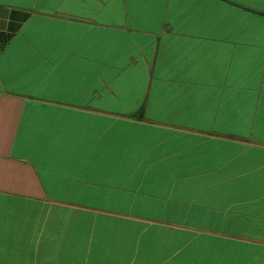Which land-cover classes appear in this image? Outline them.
<instances>
[{
	"label": "crops",
	"instance_id": "1",
	"mask_svg": "<svg viewBox=\"0 0 264 264\" xmlns=\"http://www.w3.org/2000/svg\"><path fill=\"white\" fill-rule=\"evenodd\" d=\"M0 264H264V0H0Z\"/></svg>",
	"mask_w": 264,
	"mask_h": 264
},
{
	"label": "trees",
	"instance_id": "2",
	"mask_svg": "<svg viewBox=\"0 0 264 264\" xmlns=\"http://www.w3.org/2000/svg\"><path fill=\"white\" fill-rule=\"evenodd\" d=\"M129 117H139V118H142L143 117V112H141L139 114H135V115H130Z\"/></svg>",
	"mask_w": 264,
	"mask_h": 264
}]
</instances>
